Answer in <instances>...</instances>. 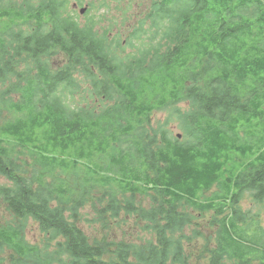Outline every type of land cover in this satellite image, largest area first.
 Masks as SVG:
<instances>
[{"label": "trees", "instance_id": "trees-1", "mask_svg": "<svg viewBox=\"0 0 264 264\" xmlns=\"http://www.w3.org/2000/svg\"><path fill=\"white\" fill-rule=\"evenodd\" d=\"M68 2L0 0V204L47 237L40 256L22 226H2L0 252L10 264H192L181 238L193 211L218 227L207 264H264V227L242 209L264 204V0H98L104 27L67 18ZM167 108L183 138L170 118L141 136ZM88 204L93 224L128 216L152 237L90 241Z\"/></svg>", "mask_w": 264, "mask_h": 264}, {"label": "rangeland", "instance_id": "rangeland-1", "mask_svg": "<svg viewBox=\"0 0 264 264\" xmlns=\"http://www.w3.org/2000/svg\"><path fill=\"white\" fill-rule=\"evenodd\" d=\"M91 0H69L66 17H72L80 25L87 26L88 22L98 23V26L104 27L109 26V23L106 20L101 21L102 10L99 7L98 0H94L93 6L88 7L87 3ZM86 8L87 13H80L81 9ZM91 18V21L88 20ZM124 37H122L123 39ZM124 43V41H123ZM51 65L53 67H58L61 65L60 59L56 56L52 57ZM79 73V72H78ZM76 73L77 79L82 82L80 74ZM87 104V101H83ZM168 118H170L168 120ZM175 117L172 116L171 108H167L165 111L158 114H154L149 124L146 125V128L149 131L144 129L140 130L141 136L159 134L158 127L166 129V121L172 122L168 124L169 128V137L178 138L181 140L183 138V131L178 128L179 123L174 121ZM174 121V122H173ZM9 182L2 176H0V186H8ZM205 196H210L206 194ZM129 197V195H127ZM137 202L142 201V199H136ZM144 201H146L144 199ZM147 207L148 204L146 203ZM242 209L245 212L251 210L252 215H259L260 225L264 227V204L257 205L251 201L244 200L242 202ZM188 210V209H187ZM94 209L91 204H88L80 213L79 227L86 235L90 241H106L108 244L114 243H123L130 244L134 243L136 245L142 244L146 239H150L152 236L150 230H145L144 224L134 220L129 219L128 216H121L116 223H109L106 227H102L100 224H93L94 219ZM194 220L193 223L184 229V237L181 238L185 254L190 258L192 264H207L208 254L207 250L211 246L215 245L213 241L215 233L218 229L217 225H212L214 219L212 214H204L199 212H193ZM12 227V226H22V237L24 241L31 245L39 248L40 256L47 251V237L40 231V228L37 223L32 219L27 221H22L15 219L5 206L0 204V227ZM49 250L53 249L54 244ZM11 251L6 250L5 252H0V260L2 264H10V255ZM206 257V259H203Z\"/></svg>", "mask_w": 264, "mask_h": 264}, {"label": "water", "instance_id": "water-1", "mask_svg": "<svg viewBox=\"0 0 264 264\" xmlns=\"http://www.w3.org/2000/svg\"><path fill=\"white\" fill-rule=\"evenodd\" d=\"M85 10H86V9H81L80 13L83 14V13L85 12Z\"/></svg>", "mask_w": 264, "mask_h": 264}]
</instances>
